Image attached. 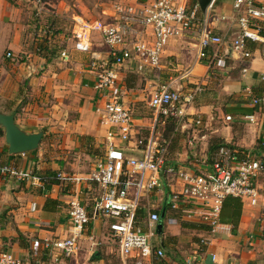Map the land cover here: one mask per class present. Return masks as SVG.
<instances>
[{
	"label": "crops",
	"instance_id": "1",
	"mask_svg": "<svg viewBox=\"0 0 264 264\" xmlns=\"http://www.w3.org/2000/svg\"><path fill=\"white\" fill-rule=\"evenodd\" d=\"M39 1L0 0V113L14 114L16 125L28 133L45 130L35 152L16 155L8 153L3 132L0 164L44 177L62 173L85 178L86 175L80 173L79 156L93 155L87 151L97 143H100L102 152L96 160L105 152L106 128L94 112L98 92L93 88L96 71L92 65H102L108 55L97 33L91 35L88 52L75 50L73 33L78 20L105 22L107 19L106 23H114L113 6L111 0H89L92 7L83 0H59L58 7H63L54 15L63 20L70 17L73 22L71 37L67 35L69 30L63 29L64 21L56 23L57 20L49 15L46 25L36 28V38H32L29 19L33 12L23 15L22 4L26 3L27 9H35L34 4ZM116 1L125 6L127 3H122L127 1L135 4L129 6H138L151 0ZM233 1L214 0L203 13L210 31L226 39V45L220 51L225 67L221 69L222 79L217 85H212L209 78L213 61L208 65L202 63L196 58L197 43H189L183 37L168 42L158 68L139 70L132 61L117 67V82L110 94L130 110L136 125L135 132L141 131V135L156 128L159 119H166H155L154 112L152 122L146 124L145 116L137 114L136 106L149 99L153 91L173 80L172 89L180 90L182 95L193 94L187 119L189 122L200 120L199 126L194 125L205 131L201 135L192 133L187 136V145L192 150L197 143L201 144L202 164L197 163V158L191 162L190 152L172 147L168 140L165 141L168 144V164L196 173L205 172L211 166L206 157L209 142L214 139L222 140L229 145L226 148L239 154L264 160V45L247 41L244 52L250 53L249 58H243L232 50L231 42L238 34ZM257 1L264 3V0ZM72 3L80 4L78 12L70 11ZM69 11L71 14L68 15ZM48 22L58 26L57 32L52 31ZM7 52L12 54V58L6 57ZM184 74L187 77L184 78ZM254 100L258 103L253 104ZM226 116L230 117L229 121ZM162 125L163 122L159 124L160 127ZM260 141L262 144L259 145ZM131 146L133 144L125 146L129 149L127 154L139 157V152L133 151ZM70 149L77 151L76 157H69ZM255 184L259 190L257 204L251 206L233 198L237 204L235 216L238 215L234 226L230 212L232 203L224 205L229 200L226 198L219 226L212 234L209 233L210 228L195 221L183 222L176 218L175 224H168L167 220L174 218L175 214L163 212L162 233L153 243L157 247L163 245L165 253L172 251L175 255L165 260H154L153 264L155 261L156 264H264V174L256 178ZM96 195L95 188L85 182L43 185L0 175V251L12 253L23 264H104L108 256L103 254V239L105 232L111 234L109 220L101 216L88 224L71 257L54 254L43 246L46 240L64 239L70 235L72 225L68 202L73 196H77L90 213ZM156 199L155 194L152 195L146 207L153 204L151 210L157 211L159 204ZM143 210L146 213L147 208ZM172 226L177 227L176 232H172ZM179 232L200 235L197 240L190 241V248L183 252L176 245ZM203 238L208 240L205 246L200 244ZM177 248L184 256L180 263L175 253Z\"/></svg>",
	"mask_w": 264,
	"mask_h": 264
},
{
	"label": "built area",
	"instance_id": "2",
	"mask_svg": "<svg viewBox=\"0 0 264 264\" xmlns=\"http://www.w3.org/2000/svg\"><path fill=\"white\" fill-rule=\"evenodd\" d=\"M198 9L196 1L151 0L138 6L116 4L113 7L114 23L76 21L75 50L88 52L92 33H97L107 48V61L100 66L92 65L96 71L93 88L98 92L94 112L106 128V145L104 154L95 161L85 178L58 173L59 179L69 183L85 182L95 188L97 195L90 213L79 198L73 196L68 202L70 235L64 239L46 240L44 248L71 257L88 224L101 216L109 220L108 230L115 239L120 264H153L154 260L164 257V250L153 243L157 238L159 211L175 214L167 220L168 224H175L176 218L183 222L195 221L210 228L212 234L219 226L226 198H237L251 206L257 204L259 190L255 180L264 174V160L220 147L214 163L205 172L196 173L168 164V144L155 132V127L146 135L135 132L130 110L110 96L117 82V67L132 61L139 70L158 68L168 42L183 38L189 32H195L197 36L196 58L200 60L206 49L213 48L212 64L223 69L225 60L220 51L226 45V39L210 31L207 19L197 18ZM232 9L236 13L234 21L238 34L232 40L231 48L243 58H249L250 53L244 52L246 41L264 45V36L257 29L258 22H264V3L234 0ZM6 57L12 58V54L7 52ZM172 83L170 80L169 84L153 91L147 103L155 110V119H176L179 130L185 132L187 126L183 120L189 117L187 106L193 94H180L179 90L172 89ZM257 103L258 100L253 101V104ZM247 118L252 121V117ZM225 119L229 121L230 117ZM191 122L201 124L200 120ZM128 144H133L132 150L139 152V157L127 154L129 149L125 146ZM0 175L41 183L33 172L17 170L8 164H0ZM154 194L159 204L157 211L151 210L153 204L146 207ZM140 209L146 210L142 217L138 215ZM207 243L205 238L200 240L201 246ZM0 264L23 262L10 252L0 251Z\"/></svg>",
	"mask_w": 264,
	"mask_h": 264
},
{
	"label": "rangeland",
	"instance_id": "3",
	"mask_svg": "<svg viewBox=\"0 0 264 264\" xmlns=\"http://www.w3.org/2000/svg\"><path fill=\"white\" fill-rule=\"evenodd\" d=\"M43 1L45 3H43ZM83 1H84L85 4L89 5L90 7L93 6L92 1H89V0L88 1L83 0ZM194 1H196V0H190V2H194ZM39 2L40 3H38V4H34V8L35 9L29 8L30 5L28 6L29 9H27L25 7L26 3L22 4L23 10H24L23 11V15L25 13L27 15L28 12H30V13L33 12V14L31 15V19H29V22H31V26H32V28H31V30H32V38H36L35 37L36 35H34V34L36 32H38L39 27H42V26L46 25V23H47L46 17L49 16V15L57 20L56 23H59V21H64L63 24H62V25H64L63 29H65L66 31L69 30V32H67V35L70 38L71 37V29L73 27V22L70 20V17H66V19L63 20L62 18L59 19V18L55 17V15H54V12H57L58 10L59 11L62 10L61 7H63V6L58 7L59 0H41ZM126 3H127V5L128 4L135 5L134 3H131V2H128V1L127 2H123L122 4H126ZM81 4H82V2H81ZM110 4H112V6L114 7L116 4H119V2L116 1V0H113V1L111 0ZM72 5H76V6L73 7ZM78 6H80L79 3H77V4H73L72 3L71 6H70V11H74L75 13L78 12V9H77ZM39 9H41V14H39L40 13ZM70 11H69V13H67L68 15L71 14ZM211 16H212V14H210V17ZM96 21H99L101 23H106V21H108V20L106 19L105 22H102L100 20H96ZM36 28H38V29H36ZM52 28H53L52 31L54 33L57 32L58 26H56V27L54 26ZM184 40H186L189 43H198L197 36H196L195 32H189L184 37ZM181 72H183V71H181ZM181 93L183 94V92L180 91V94ZM147 102H148V99L146 98L145 101H143L142 103H139L136 106V111H137V114L145 116V118L147 119L146 122H145L146 124H150L152 122V116H153L155 110L150 108ZM189 106L190 105H188L187 107L189 108ZM183 123H185L186 126H187V128L185 129L186 131L183 132V133L180 130H178L179 132L178 131L176 132V130H174L176 133L175 132L174 133L171 132L169 135L164 136L165 134H164V131H163L162 127L157 126L158 135H159V132H160V134L162 133V135L166 138V140H168V141L170 140L171 146L176 143L175 145H173V147L175 146V147H177V148H179V149H181L183 151L190 152L191 153V155H190L191 156V162H193V160L195 158H197L196 159L198 161L197 163L202 164L201 157H200V154H202V146H201V144L197 143L195 148H193L192 150H189L188 149L189 147L187 145V136L191 135L192 133L201 135L202 131H205V130L195 126L194 123H192L191 121L189 122V120L187 118H185L183 120ZM171 138H172V141H171ZM0 139L3 140V136ZM90 148H89L90 150L87 151V152L88 153L89 152L93 153V155H91V156H79V159H78L79 164H80V173L83 174V175H87L90 172V170H91V168H92L97 156H99L101 154V152H102L100 143H97L95 145L92 144L90 146ZM69 151L71 152L69 157L74 156V155H75V157L77 156L75 154V153H77L76 150L70 149ZM194 154H196L195 157H194ZM198 155H199V157H196ZM188 165H190V164H188ZM171 230H172V232H176L177 227L176 226H172ZM199 235L200 234L192 233V232H185V233H183V232L180 233L179 232V236L177 237L178 238L177 239L178 242H176V245H177V247L182 249L183 252H185L186 250H188L190 248V246H189L190 245V241L192 242L194 240H197ZM103 240H104L103 241L104 242L103 243L104 248H102L103 249V254H107V256H108L107 257V261H105L104 264H120V262H119V260H118V258L116 256V242H115V239L111 235H109L107 232H105V236H104ZM179 248L175 249V253H176L178 262L180 263L182 261V259H184V256L182 255L181 250ZM174 255L175 254L172 251H170V252L168 251L166 253L164 252V257L163 258L165 260L166 257L170 258L169 256H171V257L173 256L174 257Z\"/></svg>",
	"mask_w": 264,
	"mask_h": 264
},
{
	"label": "trees",
	"instance_id": "4",
	"mask_svg": "<svg viewBox=\"0 0 264 264\" xmlns=\"http://www.w3.org/2000/svg\"><path fill=\"white\" fill-rule=\"evenodd\" d=\"M195 2V1H194ZM190 3H193V2H190ZM204 17V14L198 9L197 10V18L199 20H202ZM48 24L50 25L51 29H53L50 22H48ZM257 29H259V33L264 36V22H258L257 24ZM249 41V40H248ZM247 42V41H246ZM245 42V43H246ZM258 43V42H257ZM212 55H213V48H209V49H206L205 50V56L203 58L200 59V61H202V63L204 64H210V62L212 61ZM228 67L227 63H226V68ZM222 73H223V70L217 68V67H214L213 64H211V67H210V71H209V75H210V83L212 85H217L219 83V81L222 79ZM209 84H208V88H209ZM204 89V88H203ZM208 90V89H207ZM203 92V90H202ZM163 122V125H162V129L164 131V136H167L169 135L171 132H175L174 130H176V132L178 131L177 129V120L176 119H172V118H167V119H159V122L157 123L156 125V128H155V132L158 133L157 131V126H159V124ZM175 132V133H176ZM179 132V131H178ZM160 133V132H159ZM183 133V132H182ZM161 135V136H160ZM160 138L162 140H166V138L162 135V133L160 134ZM184 135V134H183ZM0 136L2 137L3 136V130L0 128ZM167 141V140H166ZM171 141H172V138H171ZM170 142V140H169ZM171 143V142H170ZM176 144V143H175ZM173 144V145H175ZM259 145L262 144V141H260L258 143ZM172 145V147H173ZM171 146V144H170ZM169 146V147H170ZM220 147H229V145L225 144L222 140H219V139H214L212 141L209 142V145H208V148H207V157H206V162L210 165H212L215 161V158H216V152L218 151V149ZM36 150L32 151V152H35ZM34 173V172H33ZM35 174V173H34ZM36 175V174H35ZM58 173H56L55 175H53L52 177H44V176H39L40 178V182L44 185L46 183H52V184H70L68 181L66 180H62V179H59L57 177ZM68 175V174H67ZM38 176V175H37ZM228 201H226V203L224 205H227V203H232V205H230V212L231 215H232V223L233 225L235 226L237 224V219H238V215H236V206L237 204L233 201L234 199L232 197H228ZM227 200V199H226ZM232 201V202H231ZM89 213V211H88ZM138 215L140 217L144 216L145 213H144V210L143 209H140L138 211ZM175 216V215H174ZM185 225V224H183ZM207 228V227H206ZM161 247V246H160ZM163 249V245L161 247ZM164 258H162L161 260H163ZM160 262V261H158ZM155 264H156V261H155Z\"/></svg>",
	"mask_w": 264,
	"mask_h": 264
},
{
	"label": "water",
	"instance_id": "5",
	"mask_svg": "<svg viewBox=\"0 0 264 264\" xmlns=\"http://www.w3.org/2000/svg\"><path fill=\"white\" fill-rule=\"evenodd\" d=\"M214 0H196L199 10L206 13L209 6ZM0 128L4 132V142L7 146L8 153L11 155L23 154L34 151L38 148L45 130L28 133L19 128L14 121V114L0 113ZM163 211L160 212L159 220L156 225V234L162 233Z\"/></svg>",
	"mask_w": 264,
	"mask_h": 264
}]
</instances>
